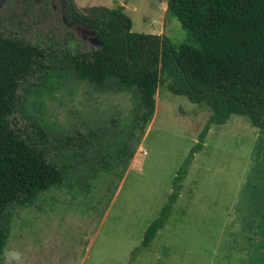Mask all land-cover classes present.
<instances>
[{"label": "rangeland", "instance_id": "374dc122", "mask_svg": "<svg viewBox=\"0 0 264 264\" xmlns=\"http://www.w3.org/2000/svg\"><path fill=\"white\" fill-rule=\"evenodd\" d=\"M8 1L0 0V28L48 52L61 47L56 41L71 50L99 44L87 27L64 21L66 0H48L56 17L48 19L14 15ZM71 1L89 15L122 5L130 30L175 44L185 38L165 16L166 0ZM63 55L47 54L11 120L67 167L65 182L10 209L0 264H264L261 129L244 115L211 123L164 226L131 256L212 110L172 92L160 75L155 117L142 129L135 89L79 79Z\"/></svg>", "mask_w": 264, "mask_h": 264}, {"label": "trees", "instance_id": "16d2710c", "mask_svg": "<svg viewBox=\"0 0 264 264\" xmlns=\"http://www.w3.org/2000/svg\"><path fill=\"white\" fill-rule=\"evenodd\" d=\"M8 5L15 8L14 15L23 18H56L48 0L36 7L32 0H9ZM165 16L175 18L185 31L179 44L168 37L160 39L151 33L130 30L131 19L122 5L102 8L100 15H89L66 0L64 21L87 27L99 44L71 50L65 42L56 41L63 50L62 59L77 78L95 86L110 84L117 90H136V121L142 129L153 111L155 117L156 89L164 80L169 81L172 92L212 110L131 256L149 246L164 226L179 196L181 181L194 153L202 149L211 123L223 124L231 115H244L264 134V0H166ZM60 48L48 52L38 43L0 28V261L10 209L65 182L67 167L48 146L46 150L43 141H35L11 120L23 97L24 84L38 68L47 67V54ZM36 129L41 138L42 127ZM61 142L63 145L64 140Z\"/></svg>", "mask_w": 264, "mask_h": 264}, {"label": "water", "instance_id": "95a60500", "mask_svg": "<svg viewBox=\"0 0 264 264\" xmlns=\"http://www.w3.org/2000/svg\"><path fill=\"white\" fill-rule=\"evenodd\" d=\"M123 31L126 33V32H128V29L127 28H124Z\"/></svg>", "mask_w": 264, "mask_h": 264}, {"label": "bare ground", "instance_id": "6f19581e", "mask_svg": "<svg viewBox=\"0 0 264 264\" xmlns=\"http://www.w3.org/2000/svg\"><path fill=\"white\" fill-rule=\"evenodd\" d=\"M142 151V150H141ZM138 157V156H137Z\"/></svg>", "mask_w": 264, "mask_h": 264}]
</instances>
